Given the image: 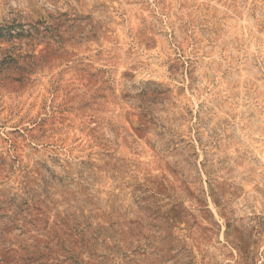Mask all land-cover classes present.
I'll use <instances>...</instances> for the list:
<instances>
[{"label":"rangeland","instance_id":"374dc122","mask_svg":"<svg viewBox=\"0 0 264 264\" xmlns=\"http://www.w3.org/2000/svg\"><path fill=\"white\" fill-rule=\"evenodd\" d=\"M0 264H264V0H0Z\"/></svg>","mask_w":264,"mask_h":264}]
</instances>
